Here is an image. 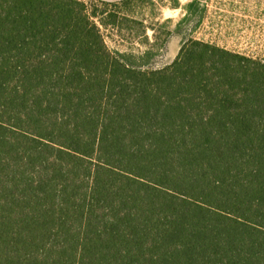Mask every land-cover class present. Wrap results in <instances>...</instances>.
<instances>
[{"label": "trees", "instance_id": "16d2710c", "mask_svg": "<svg viewBox=\"0 0 264 264\" xmlns=\"http://www.w3.org/2000/svg\"><path fill=\"white\" fill-rule=\"evenodd\" d=\"M130 4L0 0V264H264V61L142 69Z\"/></svg>", "mask_w": 264, "mask_h": 264}, {"label": "rangeland", "instance_id": "374dc122", "mask_svg": "<svg viewBox=\"0 0 264 264\" xmlns=\"http://www.w3.org/2000/svg\"><path fill=\"white\" fill-rule=\"evenodd\" d=\"M130 8L135 13L120 30L103 32L112 51L133 56L142 69L169 66L189 40L264 61V0H131Z\"/></svg>", "mask_w": 264, "mask_h": 264}]
</instances>
